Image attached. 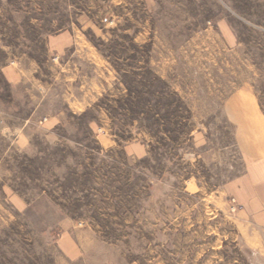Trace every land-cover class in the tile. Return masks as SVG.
Wrapping results in <instances>:
<instances>
[{"label": "rangeland", "instance_id": "1", "mask_svg": "<svg viewBox=\"0 0 264 264\" xmlns=\"http://www.w3.org/2000/svg\"><path fill=\"white\" fill-rule=\"evenodd\" d=\"M61 30L77 51L48 56ZM0 46V67L25 58L44 75L0 73V264H124L153 235L137 215L164 218L186 188L210 192L231 230L224 184L247 159L223 102L249 87L264 112V0H0ZM78 231L102 245L64 256Z\"/></svg>", "mask_w": 264, "mask_h": 264}, {"label": "crops", "instance_id": "2", "mask_svg": "<svg viewBox=\"0 0 264 264\" xmlns=\"http://www.w3.org/2000/svg\"><path fill=\"white\" fill-rule=\"evenodd\" d=\"M45 40L48 56L77 51L76 34L69 30L49 34ZM0 73L11 85L43 84L42 66L30 59L19 58L1 66ZM223 115L232 126L235 145L247 159L244 171L224 184L223 193L237 210L231 230L225 223L211 220L210 192L186 188L189 198L166 202L164 218L155 213L144 225L142 214L137 215V228L153 229V235L139 232L138 251L124 259V264H264V112L254 92L242 87L224 100ZM52 119L51 126L43 124L47 130L62 121L60 116L49 121ZM124 149L133 158L146 154L140 144L129 143ZM98 245L102 244L87 231L63 234L58 240L64 256L86 258ZM100 256L103 264H114L110 257Z\"/></svg>", "mask_w": 264, "mask_h": 264}]
</instances>
